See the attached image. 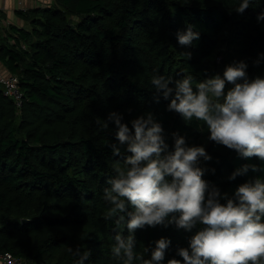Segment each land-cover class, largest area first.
I'll use <instances>...</instances> for the list:
<instances>
[{
    "label": "trees",
    "instance_id": "trees-1",
    "mask_svg": "<svg viewBox=\"0 0 264 264\" xmlns=\"http://www.w3.org/2000/svg\"><path fill=\"white\" fill-rule=\"evenodd\" d=\"M235 3L52 0L21 13L27 27H11L10 36H0V63L18 78L23 95L17 109L0 85L1 253L30 264H72L67 245L88 250L87 264H112L114 225L104 219L100 196L112 168L130 153L121 146V154L114 156L113 125L109 122L107 130L97 126L96 119L109 111L121 113L123 122L151 112L170 147L172 132L184 136L188 145L203 146L212 159L201 160V165L214 172L202 179L222 193L231 195L239 184L264 176L249 169L229 180L241 165L259 169L264 162L215 144L196 121L185 124L179 114L166 110L168 101L154 99L158 94L148 83L153 69L173 80L189 72L200 80L240 60L247 64L249 79L264 74V59L255 63L257 54L264 53V21L255 19L264 0L243 14L232 10ZM187 24L200 36L186 48L177 43L175 33ZM226 46L228 57L216 63ZM188 51L191 58L181 55ZM188 235L171 225L134 232L137 249H150L161 237L169 239L161 264L182 259L176 248L187 246Z\"/></svg>",
    "mask_w": 264,
    "mask_h": 264
},
{
    "label": "clouds",
    "instance_id": "clouds-1",
    "mask_svg": "<svg viewBox=\"0 0 264 264\" xmlns=\"http://www.w3.org/2000/svg\"><path fill=\"white\" fill-rule=\"evenodd\" d=\"M258 4L259 0H236L232 10L243 14ZM255 19L258 24L264 21V9ZM193 28L187 24L176 31L179 45L187 48L199 39ZM181 55L191 58L190 51ZM257 57L255 63L264 59V53ZM246 69L243 60L234 61L221 73L200 80L190 72L173 80L153 69L148 83L158 94L154 99L168 101L166 110L179 114L185 124L196 121L215 144L235 150L241 158L264 162V74L249 79ZM109 122L115 129L112 154L120 155L121 146L130 153L112 168L100 196L104 219L114 225L109 244L112 264H161L169 239L161 237L150 249H137L134 236L136 229L157 225L190 233L187 246L176 248L182 259L171 258L167 264H264V176L239 184L231 195L222 193L202 179L206 172H214L201 165V160L212 159L205 148L188 145L176 132L170 134V147L151 112L127 122L116 111L96 119L99 130H107ZM249 169L264 172V167L244 164L227 178L233 180ZM65 251L72 264H87L88 250L66 245Z\"/></svg>",
    "mask_w": 264,
    "mask_h": 264
},
{
    "label": "crops",
    "instance_id": "crops-1",
    "mask_svg": "<svg viewBox=\"0 0 264 264\" xmlns=\"http://www.w3.org/2000/svg\"><path fill=\"white\" fill-rule=\"evenodd\" d=\"M51 2L52 0H0V36H10V32L12 33L10 30L11 27H27L26 21L21 13L41 8ZM0 73L3 75L8 74L2 63H0Z\"/></svg>",
    "mask_w": 264,
    "mask_h": 264
},
{
    "label": "built area",
    "instance_id": "built-area-1",
    "mask_svg": "<svg viewBox=\"0 0 264 264\" xmlns=\"http://www.w3.org/2000/svg\"><path fill=\"white\" fill-rule=\"evenodd\" d=\"M0 85L2 87V92L5 96L9 97L17 109L20 108L22 103V92L18 85V78L11 74L3 75L0 73ZM0 264H30V262L12 256L9 253L0 252Z\"/></svg>",
    "mask_w": 264,
    "mask_h": 264
},
{
    "label": "rangeland",
    "instance_id": "rangeland-1",
    "mask_svg": "<svg viewBox=\"0 0 264 264\" xmlns=\"http://www.w3.org/2000/svg\"><path fill=\"white\" fill-rule=\"evenodd\" d=\"M230 51H231L230 48H228V46H226L224 51L222 53H220V55H218L219 57L218 56L215 57V55H213V56H211V59L213 60L214 57H215V62L218 63V64H221V62H222L221 60L223 59L222 57H224V58L226 56L228 57V54H229ZM222 54H224L225 56L222 55Z\"/></svg>",
    "mask_w": 264,
    "mask_h": 264
},
{
    "label": "water",
    "instance_id": "water-1",
    "mask_svg": "<svg viewBox=\"0 0 264 264\" xmlns=\"http://www.w3.org/2000/svg\"><path fill=\"white\" fill-rule=\"evenodd\" d=\"M21 222H22L23 224H25V223H27V220H24V219H23Z\"/></svg>",
    "mask_w": 264,
    "mask_h": 264
}]
</instances>
